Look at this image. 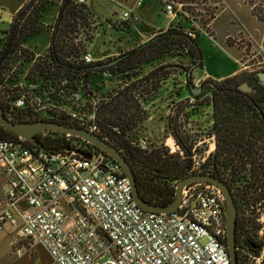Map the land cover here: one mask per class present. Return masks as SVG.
<instances>
[{"label": "built area", "instance_id": "1", "mask_svg": "<svg viewBox=\"0 0 264 264\" xmlns=\"http://www.w3.org/2000/svg\"><path fill=\"white\" fill-rule=\"evenodd\" d=\"M161 1L170 19L181 15L183 2ZM130 14V10H122L118 21H128ZM53 22L54 17L44 22L49 32ZM90 24L94 36L101 24L97 15ZM7 27L0 28V38ZM88 44L81 58L93 62ZM48 46L49 39L43 51L26 42L4 56L0 63L5 65L0 72V97L8 87L15 94L14 104H27L37 117L54 120L63 115L74 126L96 133L97 101L88 103L82 91L63 82L55 87L54 78L49 85L35 84L31 66ZM257 48L249 58L264 51L260 44ZM201 81L196 78L193 85L200 86ZM65 135L71 148L40 147L18 135L0 138V185L4 194L0 229L6 223L18 226L21 237L42 244L57 264H231L225 198L216 186L193 182L183 188L177 209H144L135 201L129 178L117 160L101 148L89 149L83 142H91L84 138ZM138 144L146 147L144 140ZM210 149L211 142L198 154L196 167ZM256 205L264 207L263 195L261 200L246 205L257 226L252 236L262 241L264 216L257 213ZM237 250L242 264H264V241L257 252H252L241 239Z\"/></svg>", "mask_w": 264, "mask_h": 264}, {"label": "trees", "instance_id": "2", "mask_svg": "<svg viewBox=\"0 0 264 264\" xmlns=\"http://www.w3.org/2000/svg\"><path fill=\"white\" fill-rule=\"evenodd\" d=\"M56 1L57 12L53 29L49 32L48 49L31 66V73L36 78L35 84L49 85L54 78L55 87L63 82L65 86L79 89L89 103L95 96V89L104 85L106 80H119L115 87L107 89L96 102V133L114 145L126 158L133 171L139 196L148 203L167 205L174 198L175 187L180 179L194 173L215 174L225 181L237 206V246H240V240L243 239L250 251L257 252L264 241V228L263 240H256L252 234H255L257 226L248 215L246 207L260 198L262 193L258 188L264 186V85L259 82L257 75L251 73L245 78L241 77L242 72L239 71L221 78L206 76L200 82L201 91L192 93V72L202 68L203 54L196 41L198 33L190 34L178 26L159 29L145 41L112 56L85 62L81 54L93 38L90 31L94 28L90 23L96 14L89 3H76L73 0H25L12 15L8 27L3 30L4 35L0 38V63L7 53L13 54L43 28L48 30V25L44 23V13ZM250 9L258 20L264 21V7L251 5ZM123 23L129 25L128 21H110V24L117 26ZM174 55H186L188 63L159 61ZM103 62L110 63L101 68L92 67L93 63ZM146 64L152 66L144 71L143 66ZM175 65L183 69L182 73L193 96L210 93L207 103L212 107V123L205 133L211 140V149L199 167L194 162L203 149L196 144V137L191 138V134L182 129L179 112L167 117L175 152H170L166 146L142 148L138 142L130 139V129L146 115L143 103L157 96L162 81L171 74V68ZM3 66L4 63L0 64V72ZM93 77L101 79L100 84H90ZM242 82L250 85L251 89L240 88ZM7 88L4 87L3 96L0 97V106L10 120L47 118L34 115L27 104L15 105V94ZM59 116L52 120L75 125L63 115ZM15 135L0 123V138ZM71 136L77 138L74 134ZM66 137L65 132L53 130H43L35 135L36 140L45 148H71ZM83 143L89 149H99L93 143ZM237 261L242 264L238 250Z\"/></svg>", "mask_w": 264, "mask_h": 264}, {"label": "rangeland", "instance_id": "3", "mask_svg": "<svg viewBox=\"0 0 264 264\" xmlns=\"http://www.w3.org/2000/svg\"><path fill=\"white\" fill-rule=\"evenodd\" d=\"M136 1L141 3L144 0H88L94 13L102 22L99 26L100 29L94 34L87 46V49L94 57H97L102 50H106V48L111 46L112 39L116 41L118 34L120 36L122 34V31H115L114 28L110 27V21L117 17L119 20L120 14L124 9L130 10L132 13L129 20L135 18L133 9L130 7L133 3L136 4ZM180 1L183 2L182 13L179 15L178 24L175 26L185 27L183 29L197 32L196 41L203 54V66L201 69L193 70V80L205 78L204 72L214 76L227 72L233 66H239L233 55L238 56L242 67L246 65L240 71L242 72L241 77L247 78L251 73L256 74L257 71L264 70V51L249 58L256 47L250 41L246 30L255 25L258 27L259 32L263 33L262 40L264 41V23L256 22V24H253L252 21L254 22L255 20H253L249 12V6L251 5L263 8L264 0H212L214 3L208 0ZM57 5L56 1L47 7L44 13L46 22H51L53 17L55 18ZM158 5L159 1L155 0L152 3L151 11L148 13L153 18L160 20L162 17L158 12ZM6 25L7 21L0 19V28ZM205 33L213 36V38L215 37V39ZM260 33L258 35L259 39H261ZM48 36L49 30L43 28L40 33L33 35L26 42L43 51L48 41ZM159 61L163 63L169 61L177 64H187L188 57L186 55H174ZM151 66V64H146L143 66V70L146 71ZM171 70V74L162 81L157 96L153 100L150 99L143 103L146 115L130 129V139L134 142L144 140L147 148L166 146L170 152H175L176 148L167 126V117L179 112L182 129L191 134V138L196 137V144L202 149H207L211 142L205 133V130L212 123V107L210 103H207V100L210 99V93L205 92L200 97L193 96L182 73L183 69L175 65L172 66ZM98 81H100L99 78L93 77V80L89 83L93 85L98 83ZM117 81L119 80H106L104 85L95 89V96L92 99L90 98L91 101H99L107 89H112L118 84ZM258 191L264 192V186L258 188ZM262 195L264 197L263 193ZM262 195L257 200H261ZM3 201L4 194L0 185V207ZM256 206L259 208L257 213L264 216V207ZM252 212L254 213L255 210H252ZM18 229V226H12V228L8 229L4 226L0 230V261L2 264H57L42 244L27 238L20 240ZM10 235L11 240L8 244ZM104 257L105 255L100 258Z\"/></svg>", "mask_w": 264, "mask_h": 264}, {"label": "water", "instance_id": "4", "mask_svg": "<svg viewBox=\"0 0 264 264\" xmlns=\"http://www.w3.org/2000/svg\"><path fill=\"white\" fill-rule=\"evenodd\" d=\"M110 62H103V63H93V68H101L107 65ZM259 82L264 85V70L257 71ZM239 87L242 89H251L250 85H247L246 82H242L239 84ZM190 90L192 93L197 94L201 91L200 86L190 85ZM0 123L10 131L14 132L16 135L24 137L25 139L29 140L30 142L39 145L40 143L36 140L35 135L37 132L43 130H53V131H60L69 134H74L81 138L88 140L89 142L95 144L103 151L110 154L115 160H117L122 167L124 168L130 184L132 188V193L135 201L138 205L142 208L147 210L153 211H173L177 209L179 203L181 202L182 198V190L183 188L193 182H205L210 183L216 186L223 194L225 198V207H224V214H225V228H226V244H227V252L230 258L231 264H238L237 261V252H236V218H237V206L234 201V198L225 183L220 177L216 176L215 174L211 173H194L192 175L186 176L178 181L175 187V195L174 198L170 203L167 205H157L152 204L144 201L138 194L134 179V174L131 169L130 164L126 160V158L121 154V152L111 143L104 140L100 137L97 133L89 131L88 129L63 124L60 122H56L49 119H36V120H22V121H13L6 117L2 111V107L0 106ZM64 148L68 149L67 146ZM77 152L81 153L85 157H90L89 153H85L79 150Z\"/></svg>", "mask_w": 264, "mask_h": 264}, {"label": "crops", "instance_id": "5", "mask_svg": "<svg viewBox=\"0 0 264 264\" xmlns=\"http://www.w3.org/2000/svg\"><path fill=\"white\" fill-rule=\"evenodd\" d=\"M24 1L25 0H0V19L1 20L5 19L7 21L6 26H8V23H9L12 15L14 14V12L18 8L21 7V5L23 4ZM158 1H159L158 12H159L160 16L162 17V19H160V20L153 18L148 13L151 11L152 3L155 2V0H150V1L144 0L141 3H139V2L137 3V1H136V4L133 3V5L130 7L133 9L135 18L128 20L129 25L125 26V23H123L121 25L118 24V26L110 24L111 28H114L115 31H117V30L122 31V34H121V36L118 34V36L116 37V41H115V39L114 40L112 39L111 46L106 48V50H102V52L97 57L93 56L94 61L112 56L114 54H117L121 50L122 51L126 50V49L134 46L135 44H137L139 42H143L146 39H148L149 37H151L154 33H156L159 29H165L167 27H173V26L177 25L178 21H179V15H177L173 19H170L168 16H166V13L164 12L162 1L161 0H158ZM208 1L214 3V1H212V0H208ZM135 10H136V12H135ZM4 11H6V12L4 13ZM249 12H250V15L253 17V20H255L254 22L252 21L253 24H256V22L257 23H262V22L264 23V21L258 20L256 18V16L252 14L250 6H249ZM131 15H132V13L130 14V17H131ZM130 17H129V19H130ZM117 18H115L114 20H118ZM6 26H4L3 28H5ZM183 28H185V27H183ZM246 30H247L248 35L250 37V41L253 43V46L256 47V49H258L257 45H259V44L264 46V41L262 40L263 39V33H260L261 31L259 32L258 27H256L254 25L252 28H250V29L248 28ZM259 33H260L261 39L258 38ZM205 34L209 35L208 33H205ZM209 37L213 38V36H210V35H209ZM213 39H215V37ZM224 40H225V37H224ZM227 45L230 47L236 48L233 45H229V44H227ZM118 49H120V50H118ZM233 58L235 59L236 62L239 63V66H233L232 68L227 70V72H225V73L222 72L221 74H217V75H214L211 77L221 78L224 76L232 75V74H235V73L241 71L242 68H244L246 66L245 65L244 67H242L240 65V61L238 59V56L233 55ZM204 74H205L204 76H210V75H208V72H204ZM3 204H4V201L1 205H3ZM4 226L7 227V229H8V228H12L13 225H11L10 223H6V224H4ZM4 226L1 229H3ZM18 232H19V230H18ZM19 238H20V240L23 239V237H21L20 234H19ZM10 240H11V235L8 238V244H9Z\"/></svg>", "mask_w": 264, "mask_h": 264}, {"label": "flooded vegetation", "instance_id": "6", "mask_svg": "<svg viewBox=\"0 0 264 264\" xmlns=\"http://www.w3.org/2000/svg\"><path fill=\"white\" fill-rule=\"evenodd\" d=\"M257 75V74H256ZM257 77H258V75H257Z\"/></svg>", "mask_w": 264, "mask_h": 264}]
</instances>
